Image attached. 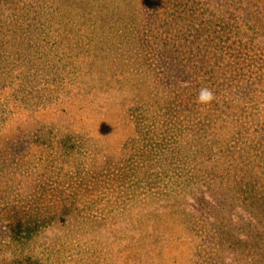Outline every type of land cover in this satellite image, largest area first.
Instances as JSON below:
<instances>
[{"label":"rangeland","instance_id":"374dc122","mask_svg":"<svg viewBox=\"0 0 264 264\" xmlns=\"http://www.w3.org/2000/svg\"><path fill=\"white\" fill-rule=\"evenodd\" d=\"M207 2L0 0V264H264V35Z\"/></svg>","mask_w":264,"mask_h":264},{"label":"trees","instance_id":"16d2710c","mask_svg":"<svg viewBox=\"0 0 264 264\" xmlns=\"http://www.w3.org/2000/svg\"><path fill=\"white\" fill-rule=\"evenodd\" d=\"M229 1L232 3V5L236 6L235 9L230 13L228 12L227 8L225 10H220V11L212 8L211 5H213L214 2H211L210 0H208L207 4L206 3L204 4V7H205L204 13H202V16H201V21H203V24L206 26H210V24L213 23L214 21H220L225 15H228V14L231 15L233 13L232 14L233 20L226 19L225 22L230 21L234 26L239 25L238 21H240L241 23H244L245 25L250 23V25H248V29H250L251 33L252 34L259 33L257 36H260V35L263 36L264 35V16L261 17L259 15H261L262 12L264 14V0H229ZM255 4L256 6L261 5V8L258 9L257 7H255ZM253 7H255L254 11L252 10ZM256 9H258V11H256ZM234 13L238 15H235ZM233 32H235L234 34H235V37H237V39L243 38L245 36L244 32L237 31V30ZM192 34L195 35L196 33L193 32ZM260 88L264 90V85H261ZM251 184L253 185V183ZM263 184L264 183L261 184L260 188L264 189ZM250 192L251 194H253L252 189H249L248 186L244 188H240L238 191L239 195L236 196L240 198V203L238 204H240L241 207L245 208L244 213L246 215H250L248 218L255 219L259 216L264 217V191L259 189L257 192H255L254 193L255 195L260 193L259 197L257 198L255 197V195H253L255 197V200H248ZM260 198L262 200V203L258 202ZM246 221H247V226L254 228V231L252 230L248 231V234L245 235L244 240L239 239V233L237 231V227L232 226V223H229V227H227V231L226 230L224 231L227 234L221 232L227 235L223 237L226 240V242L223 239H221L222 236L224 235L219 236V238L223 240L226 246H229V248H233L231 250V252H234L232 257L236 258V260L240 258L242 259L252 258L251 251L260 252V250L264 248V229L258 225L253 226L250 220H246ZM14 232L16 233L18 231H14ZM259 232H260V235H258ZM243 246L245 247L242 248ZM241 249H243L244 251H241ZM235 250L239 251L240 254H236ZM246 250H249V251H246ZM244 254H246V257L243 256ZM237 263H239V260L237 261ZM240 263H241V260H240Z\"/></svg>","mask_w":264,"mask_h":264},{"label":"clouds","instance_id":"9594fccd","mask_svg":"<svg viewBox=\"0 0 264 264\" xmlns=\"http://www.w3.org/2000/svg\"><path fill=\"white\" fill-rule=\"evenodd\" d=\"M215 99V93L207 86H202L197 90L196 101L198 104L206 105L213 102ZM65 226L58 225V222L45 226L40 232L33 238L36 242H46L48 244L53 243L63 235ZM34 259H38V255L33 254Z\"/></svg>","mask_w":264,"mask_h":264}]
</instances>
